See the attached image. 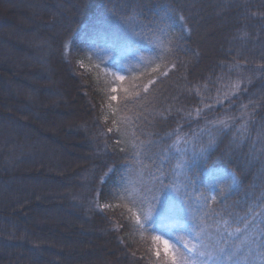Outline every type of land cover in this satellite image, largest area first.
I'll use <instances>...</instances> for the list:
<instances>
[{
  "label": "trees",
  "instance_id": "obj_1",
  "mask_svg": "<svg viewBox=\"0 0 264 264\" xmlns=\"http://www.w3.org/2000/svg\"><path fill=\"white\" fill-rule=\"evenodd\" d=\"M27 2L0 0V264H169L180 225L264 214V0Z\"/></svg>",
  "mask_w": 264,
  "mask_h": 264
},
{
  "label": "snow or ice",
  "instance_id": "obj_2",
  "mask_svg": "<svg viewBox=\"0 0 264 264\" xmlns=\"http://www.w3.org/2000/svg\"><path fill=\"white\" fill-rule=\"evenodd\" d=\"M119 79L124 80V77L120 76ZM115 91L114 88L113 92ZM111 99L116 100L117 97L112 96ZM221 123L224 122L221 121ZM109 131L111 132L112 129H109ZM211 143L210 140L209 146ZM205 150L204 148L201 149V151ZM121 151H124V149H121ZM156 182L163 186L162 176L157 177ZM233 182H235V178ZM212 199L214 200L215 197H212ZM167 200L168 193L166 192L164 202H167ZM156 202H158L157 198L153 195L152 203ZM143 205L144 201L141 198V207ZM105 207H109V205H105ZM145 215L147 219H151L150 214L146 213ZM212 215L213 213L205 212L207 218H211ZM137 220L139 221V216H137ZM232 223L238 226L229 230V221L220 218L215 228L217 238L208 243L205 240L208 237L209 225L204 221L200 224L180 225L179 230L187 231L190 239L182 242L183 251H180L179 248H170L167 240L163 242L164 255L168 258L169 264H210V262L211 264H225V261H231V264H243L241 258H245L247 264H254L252 257L264 258V214L253 212L250 215L241 217L239 220H233ZM221 228L223 231L220 230ZM180 239L183 241L182 237ZM236 241H239V244ZM156 255L160 256L159 249Z\"/></svg>",
  "mask_w": 264,
  "mask_h": 264
},
{
  "label": "rangeland",
  "instance_id": "obj_3",
  "mask_svg": "<svg viewBox=\"0 0 264 264\" xmlns=\"http://www.w3.org/2000/svg\"><path fill=\"white\" fill-rule=\"evenodd\" d=\"M28 0H14V1H12V0H7V4H8V8H15V9H19V8H21L22 9V7L24 8H26V7H28L30 4H29V2H27ZM25 19H27V16H25L24 17ZM16 57V56H15ZM14 59H16V58H14ZM19 59V58H18ZM19 62H21V61H18L17 62V64L19 63ZM9 94V93H8ZM51 107H53V105H50ZM41 109L43 108L42 107V105H41V107H40ZM45 108V107H44ZM26 111H29V110H26ZM31 111V110H30ZM29 111V112H30ZM57 114V113H56ZM56 114H54V115H56ZM58 115V114H57ZM45 121V120H44ZM60 122V124H49V123H46V124H48V125H46L47 126V128L44 126V127H41V129H43V128H45V129H47V131L49 132V133H52L53 135H55V136H57L56 135V133L55 132H58V133H60L61 131L64 133V134H66L67 136H68V139L71 141V138L74 136V134L73 133H70V131H68V130H66L65 128H64V123H65V121L64 120H62L61 119V121H59ZM66 136V137H67ZM61 151H63V153H65L66 151L65 150H62V149H60ZM71 157L74 159V160H78V161H82V157L81 156H79V154L78 153H72L71 154ZM170 194H171V192H170ZM172 195L174 196L175 195V192H173L172 193ZM174 204L175 203H170L168 206H170V208H174ZM62 219V222L61 223H67L68 225L69 224H71L72 222H70V221H68L67 219H65L64 217H62L61 218ZM72 224H74V223H72ZM70 226V225H69ZM97 252V251H96ZM95 255L97 256V254L95 253ZM89 260V264H91V263H93V256L91 257V259H88Z\"/></svg>",
  "mask_w": 264,
  "mask_h": 264
}]
</instances>
